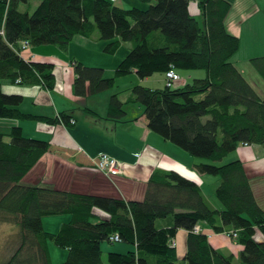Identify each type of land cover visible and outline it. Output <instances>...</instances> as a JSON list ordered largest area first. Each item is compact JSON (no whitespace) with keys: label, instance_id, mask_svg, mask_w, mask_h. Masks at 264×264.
<instances>
[{"label":"trees","instance_id":"trees-1","mask_svg":"<svg viewBox=\"0 0 264 264\" xmlns=\"http://www.w3.org/2000/svg\"><path fill=\"white\" fill-rule=\"evenodd\" d=\"M137 1L148 8H118L110 0H0V120L31 118L64 126L72 122L63 112L53 118L26 115L19 110L24 100L20 95L2 92L5 80L54 89V65L24 60L19 51L25 42L34 49L49 45L64 52L75 38L94 39L106 42L102 52L111 56L122 44L129 45L111 78L101 69L75 63L72 86L78 97L85 96L87 85L92 96L134 72L145 80L165 75L171 66L204 71L205 77L177 88L137 85L129 101L143 107L152 133L202 161L195 166L198 174L218 177L214 196L223 210L214 209L194 182L161 169L150 175L140 201L23 185L50 145L25 137L14 126L0 133V224L17 229L18 246L0 264H52L48 242L67 253L61 264H101L100 245L114 234L134 249L108 253L107 264H234L232 255L215 250L205 235L194 233L198 224L215 234L237 233L239 264H264V210L257 205L243 164H222L239 146L264 150V99L231 62L240 49L239 39L224 25L231 3L195 0L200 15L195 18L189 0ZM34 2L38 4L30 13ZM249 64L264 81V56ZM108 106L109 120L125 117L119 94ZM65 214L70 220L55 234L42 228L44 217ZM159 220L172 225L157 228ZM177 230L188 232L181 260L168 243ZM257 233L261 241L254 239Z\"/></svg>","mask_w":264,"mask_h":264},{"label":"crops","instance_id":"crops-1","mask_svg":"<svg viewBox=\"0 0 264 264\" xmlns=\"http://www.w3.org/2000/svg\"><path fill=\"white\" fill-rule=\"evenodd\" d=\"M226 1L231 3L224 22L226 32L238 38L240 46L239 51L232 56L231 62L256 94L264 99V81L249 64L253 58L264 56V0ZM191 3L193 5L189 1L190 15L199 18L195 0ZM87 41L81 37L75 38L72 41L75 42V46H71L73 44L71 42L64 52L59 48H47V46V49L30 47L32 50L29 48L21 53L20 56H23V59L28 57L24 60L54 65L55 82L52 91H47L40 86L12 85L6 80L1 82V89L5 95H20L24 99L19 107L22 113L34 117L53 118L63 112L74 121L72 125L64 126L63 124L47 125L41 120L31 118L20 121L0 120L2 129L0 133L7 134L11 127L19 126L25 137L47 141L50 145L48 153L27 173L21 184L30 187L55 188L74 194L140 201L150 175L155 170L161 169L174 171L181 177L194 182L202 193V187L208 181L214 194L219 182L218 177L209 178L198 174L195 166L202 161L188 156L182 149L152 133L146 126L143 107L129 101L130 90L140 84V79L135 72L115 79L113 88L102 93L89 95L86 84L85 96L78 97L73 94L75 63L101 69L105 77L111 78L114 70L125 57L119 55L120 51L124 48V52H128L129 49V45L126 46L124 43L111 56L102 52L104 43L90 44ZM195 77L198 76L190 73L185 80H181L180 77L181 83L179 82L177 87L187 84L189 80L196 79ZM140 81L150 83V86L146 87L152 89L164 87L162 74L156 79L151 76ZM114 94H119L125 113L123 119L115 122L106 117L109 100ZM124 94H126L123 96L125 98H122ZM98 154H107L119 160L123 164L124 174L106 177L99 172L95 174L84 172L85 169H92ZM229 158L230 161L226 163L239 160L243 164L257 205L264 210V150L258 145L239 146ZM42 165H45L48 174L44 173L43 180L39 183L37 182L39 179L33 172ZM68 183H72L75 190H72V186ZM171 225L170 220H163L159 227L156 222V227L161 229ZM198 225L215 250L238 258L240 245L226 239L223 234H214L207 227L205 228L204 224ZM176 232L174 238H170L168 243L170 248H172L170 242L176 243L172 249H175L181 260L186 254L188 232L183 230ZM258 239L261 241L260 237Z\"/></svg>","mask_w":264,"mask_h":264},{"label":"rangeland","instance_id":"rangeland-1","mask_svg":"<svg viewBox=\"0 0 264 264\" xmlns=\"http://www.w3.org/2000/svg\"><path fill=\"white\" fill-rule=\"evenodd\" d=\"M189 1H190V4L193 5V3H191V2L194 0H189ZM37 4H38L37 2L33 3L31 10L29 11L30 13H33L32 11L37 6ZM115 6L118 8H124V9H131L134 7V8L140 9V10H145L148 8L146 4H143V3L141 4L137 0H118L115 3ZM23 9H24V6L20 8L21 11H23ZM87 42H89L90 44H101V43H104V45L106 44V42H102V41L99 42V41H96L94 39H90ZM72 43L73 44L71 46H75V42H72ZM89 43H88V45H90ZM125 45L128 46V44H125ZM47 46H43V48H45V49L54 48V47L49 46V45H47ZM123 49L120 51V54H119L120 56H122V55L126 56L128 53L126 51L124 52ZM29 50H32V49L30 48ZM31 55H33V54H31ZM26 58H28V57L27 56L24 57V59H26ZM109 59H111V57H109ZM176 73H177V76H179V79L181 77V80L182 79L185 80L188 73L197 75L198 77H195L196 79L205 77V72L200 71V70L199 71H188V72L182 71V70H176ZM160 75L161 74L156 73L155 75H153V78L154 79L159 78ZM248 78L252 79V78H250V76H248ZM191 80H193V79H191ZM191 80H189V82L187 84H189L191 82ZM139 83L140 84H137V85L142 86V87L150 86V83H146V82H143L140 80H139ZM253 83H255L254 79H253ZM164 84H165V82H164ZM183 85H185V84H183ZM173 88H177V85H175ZM125 95L126 94L122 95V98H125V97H123ZM0 130H2L1 127H0ZM230 156H231V154L228 155L224 159L222 164H225L226 162L230 161V158H229ZM44 168H45V165H42V166L38 167L37 169H35V171L33 172V174L39 179V180H37V182H39V183H41V181L43 180V174L44 173H45V175L48 174L46 168L45 169ZM86 171H88L90 173H94V174L97 172V171L96 172L92 171L91 169L90 170L85 169L84 172H86ZM71 176H72V174H71ZM204 176H207L209 178H214V177H211L208 175H204ZM76 181H78V180H76ZM68 184L70 186H72V190H75V187L73 186L72 183H68ZM202 188H203L204 196H205V198H207V200L209 201L211 206L213 208L215 207L214 209L223 210L222 205L220 204L218 199L215 198L213 191H212V188L209 187L208 181L205 182V184ZM68 220H70V216H68L66 214L65 215H59V216L54 215V217H44L42 219V228H44V230L50 234H55L59 230V228H60L59 226L62 224H65L66 222H68ZM156 222H157V227H159L160 224L162 223L161 220L156 221ZM217 234H223V236L226 239H230L231 241H234L237 243L236 237H234V234H237V233H235L233 231H230V233L228 232V233H217ZM258 236H260V235L257 233V235L254 237V239L256 241H259ZM17 246H18L17 229H15L13 226L11 227L7 224L1 223L0 224V261L2 262L4 260H7L13 254V252L15 251ZM101 246H102L101 247V250H102V256H101L102 262H101V264H107V254L110 252L125 254L128 251H132L134 248L132 245H127L124 242L113 243V244L110 243L109 244V243L104 241L101 243ZM47 249L49 252V259L51 260L52 264H61V263H64L66 261L65 258H66L67 253L65 252V250L58 248V247H55L50 242L47 243ZM233 259H234L233 260L234 264H239V262L237 261L238 260L237 256H234Z\"/></svg>","mask_w":264,"mask_h":264},{"label":"built area","instance_id":"built-area-1","mask_svg":"<svg viewBox=\"0 0 264 264\" xmlns=\"http://www.w3.org/2000/svg\"><path fill=\"white\" fill-rule=\"evenodd\" d=\"M112 3L117 2L118 0H110ZM21 49L19 51V54L25 52L30 46L25 42L21 44ZM179 76H177L176 70L171 66L167 72L164 75V86L167 88H173L175 85H177L179 81ZM74 123L72 120L71 125ZM94 165L92 166V171H97L99 173H102L106 177H117L124 174L125 170L123 167V164L119 162V160H116L109 155L105 154H98L95 157ZM195 234H202L203 231L200 230L199 225L195 226L194 228ZM234 237L237 238L236 234H234ZM120 243L121 237L117 234H114L109 237V243ZM171 247L174 248L176 243L174 241L170 242Z\"/></svg>","mask_w":264,"mask_h":264}]
</instances>
